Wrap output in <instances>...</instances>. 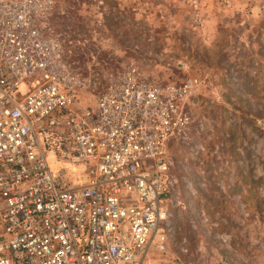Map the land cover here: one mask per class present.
Wrapping results in <instances>:
<instances>
[{"label":"built area","instance_id":"obj_1","mask_svg":"<svg viewBox=\"0 0 264 264\" xmlns=\"http://www.w3.org/2000/svg\"><path fill=\"white\" fill-rule=\"evenodd\" d=\"M57 1L0 0V264H144L173 238L198 80L79 72L44 25Z\"/></svg>","mask_w":264,"mask_h":264},{"label":"rangeland","instance_id":"obj_2","mask_svg":"<svg viewBox=\"0 0 264 264\" xmlns=\"http://www.w3.org/2000/svg\"><path fill=\"white\" fill-rule=\"evenodd\" d=\"M44 23L85 75L198 80L173 238L144 264H264V0H58Z\"/></svg>","mask_w":264,"mask_h":264}]
</instances>
